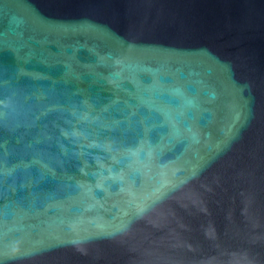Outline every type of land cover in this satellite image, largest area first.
<instances>
[{"label":"water","instance_id":"95a60500","mask_svg":"<svg viewBox=\"0 0 264 264\" xmlns=\"http://www.w3.org/2000/svg\"><path fill=\"white\" fill-rule=\"evenodd\" d=\"M0 264H264V0H0Z\"/></svg>","mask_w":264,"mask_h":264}]
</instances>
